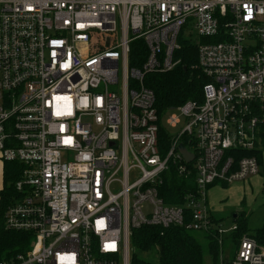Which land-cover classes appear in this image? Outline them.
Instances as JSON below:
<instances>
[{
	"label": "built area",
	"instance_id": "built-area-1",
	"mask_svg": "<svg viewBox=\"0 0 264 264\" xmlns=\"http://www.w3.org/2000/svg\"><path fill=\"white\" fill-rule=\"evenodd\" d=\"M183 42L209 83L160 119L144 79L176 69ZM263 126L264 0H0V159L21 166L4 222L33 235L0 264H130L143 227L236 231L213 223L208 191L259 175L236 154ZM193 172L182 204L164 196ZM230 264H264V248L245 237Z\"/></svg>",
	"mask_w": 264,
	"mask_h": 264
},
{
	"label": "trees",
	"instance_id": "trees-1",
	"mask_svg": "<svg viewBox=\"0 0 264 264\" xmlns=\"http://www.w3.org/2000/svg\"><path fill=\"white\" fill-rule=\"evenodd\" d=\"M147 50L142 41L133 44L130 54L132 66L138 65L146 58ZM181 64L168 73H152L145 76V86L155 95V108L160 119L170 111L184 105L188 101L202 102L203 88L209 83L202 71L197 68V50L195 47L183 42L181 51L177 54ZM169 131L163 125L160 128L159 145L163 154H166L169 145ZM260 146L251 152H241L239 157H257L259 165L263 164L264 155V126L260 131ZM191 167V166H190ZM192 168V167H191ZM21 166L17 163H5L4 189L0 192V261L11 259L30 250L33 235L30 233L8 230L5 227L4 215L7 207L15 197L14 187L20 179ZM196 175L194 172L187 179L175 174L173 185L164 192V196L173 199L176 204H182L188 192L195 193ZM228 187L227 184H223ZM223 186V187H224ZM215 225L219 226V219L211 216ZM237 230L232 238L242 235L245 230L243 222L235 221ZM256 242L264 246V223L256 231ZM222 237L218 231H211L208 236L209 252L213 261H217ZM223 242V240H222ZM235 258V257H234ZM233 258V259H234ZM155 260V262H151ZM232 261V260H231ZM231 261H227L230 264ZM223 262V264H227ZM130 264H203V249L197 240L184 228L172 227L160 229L156 227H143L132 233Z\"/></svg>",
	"mask_w": 264,
	"mask_h": 264
},
{
	"label": "rangeland",
	"instance_id": "rangeland-1",
	"mask_svg": "<svg viewBox=\"0 0 264 264\" xmlns=\"http://www.w3.org/2000/svg\"><path fill=\"white\" fill-rule=\"evenodd\" d=\"M164 127L171 134L177 129H169L165 122ZM209 201L216 216L221 222V227L226 230L234 226V216L243 222L245 228L242 235L233 239L234 232L222 235V247L215 263L209 252V240L205 233L193 232L191 235L197 240L203 249V264H223V261L233 260L245 237L255 240L256 231L261 229L264 223V167H261L259 175L246 182L236 183L229 187H220L209 194ZM244 212H242V210ZM262 248L264 246L260 244ZM223 258V259H222ZM228 261V262H229ZM232 262V261H231ZM228 264V263H227Z\"/></svg>",
	"mask_w": 264,
	"mask_h": 264
},
{
	"label": "crops",
	"instance_id": "crops-1",
	"mask_svg": "<svg viewBox=\"0 0 264 264\" xmlns=\"http://www.w3.org/2000/svg\"><path fill=\"white\" fill-rule=\"evenodd\" d=\"M263 164H262V166L261 167H264V155H263ZM5 163H9V162H4V161H2L1 159H0V192L1 191H3V189H4V185H5V183H4V170H5ZM253 178H255V177H253ZM253 178H251V179H253ZM250 180V179H249ZM223 184H221V185H215V186H213V187H211L210 189H209V191H208V196H207V204H208V207H209V209H210V212H211V215H214L215 216V218H217V219H219L217 216H216V213H215V211H214V209L212 208V205L214 206V204H212L211 205V203H210V201H209V194H211L212 192H213V190L214 189H216V188H220V187H222L223 188ZM228 187L230 186V185H227ZM0 202H1V199H0ZM244 210L245 209H243L242 210V212H244ZM246 211V210H245ZM236 219H237V216H234V221H233V223H234V225H236V223H235V221H236ZM221 222H220V224H219V227H221ZM236 227H237V225H236ZM223 259V258H222ZM230 259H228L227 261H229ZM223 262H226V261H223Z\"/></svg>",
	"mask_w": 264,
	"mask_h": 264
},
{
	"label": "water",
	"instance_id": "water-1",
	"mask_svg": "<svg viewBox=\"0 0 264 264\" xmlns=\"http://www.w3.org/2000/svg\"><path fill=\"white\" fill-rule=\"evenodd\" d=\"M181 153L183 154V156L187 160V162L191 163L194 160V156L187 153L185 151L184 147H181Z\"/></svg>",
	"mask_w": 264,
	"mask_h": 264
}]
</instances>
